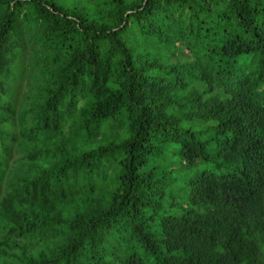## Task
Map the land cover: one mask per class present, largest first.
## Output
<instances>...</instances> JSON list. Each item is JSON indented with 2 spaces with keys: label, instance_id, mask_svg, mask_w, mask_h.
I'll list each match as a JSON object with an SVG mask.
<instances>
[{
  "label": "trees",
  "instance_id": "obj_1",
  "mask_svg": "<svg viewBox=\"0 0 264 264\" xmlns=\"http://www.w3.org/2000/svg\"><path fill=\"white\" fill-rule=\"evenodd\" d=\"M145 256L264 264V0H0V264Z\"/></svg>",
  "mask_w": 264,
  "mask_h": 264
},
{
  "label": "rangeland",
  "instance_id": "obj_2",
  "mask_svg": "<svg viewBox=\"0 0 264 264\" xmlns=\"http://www.w3.org/2000/svg\"><path fill=\"white\" fill-rule=\"evenodd\" d=\"M19 156H20V154H16V155L14 154V156H13L14 159H13V162L11 163V168H14L15 167V165H16V159ZM168 164L170 165V168L178 169V167H177L178 163L175 160H172V158L168 159ZM206 167L212 168V169L214 168V167H212L210 165V163L208 165H206ZM213 170L218 171V169H216V168H214ZM173 172H175V171L173 170ZM143 258H145L146 259V263L149 264L148 263L149 262V259L146 256L143 257Z\"/></svg>",
  "mask_w": 264,
  "mask_h": 264
}]
</instances>
